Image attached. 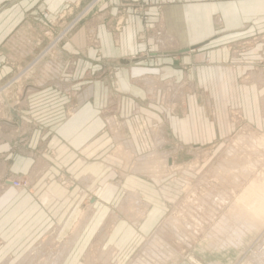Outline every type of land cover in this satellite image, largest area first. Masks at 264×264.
<instances>
[{
	"label": "crops",
	"instance_id": "obj_1",
	"mask_svg": "<svg viewBox=\"0 0 264 264\" xmlns=\"http://www.w3.org/2000/svg\"><path fill=\"white\" fill-rule=\"evenodd\" d=\"M92 1L0 0V87H4L0 94L6 96L9 81L18 84L37 61L13 77L19 65L10 61L13 49L30 44L19 31L44 30L49 21L72 12L78 14V27L58 45L69 66L56 77L67 82L74 77L77 82L70 92L81 93L73 108L72 99L51 86L23 90L16 109L17 101L11 105L7 98L1 99L2 112L20 111L15 122L5 121L25 128L15 139L25 134L29 153L38 149L37 158L16 149L10 154V140L0 141L2 175L51 177L62 170L101 181L105 169L120 164L115 143L125 144L127 138L137 152H165L173 164L178 153H167L168 144L187 148L230 137L234 128L228 108L239 110L244 128L264 135V0H170L163 6L159 3L167 0H95L86 8ZM147 48L151 52L140 56ZM85 81L90 86L80 88L87 85ZM168 83L173 84L170 90ZM20 86L9 95L19 94ZM168 94L180 97L174 107L166 108L160 99ZM107 112L111 116L104 119ZM116 126L126 131H112ZM149 128L157 131L159 139H152ZM142 184L135 178L124 182L135 191H144ZM47 189L54 201H65L70 192L55 182ZM74 216L69 211L59 222L62 226L76 223ZM118 225L106 240L115 231L138 234L128 225L117 231ZM151 226L152 219L146 218L140 229L148 232Z\"/></svg>",
	"mask_w": 264,
	"mask_h": 264
},
{
	"label": "rangeland",
	"instance_id": "obj_2",
	"mask_svg": "<svg viewBox=\"0 0 264 264\" xmlns=\"http://www.w3.org/2000/svg\"><path fill=\"white\" fill-rule=\"evenodd\" d=\"M170 2L167 0L159 6ZM93 3L95 0L86 8ZM69 11L70 8L66 10ZM74 14L49 21L44 30L19 31L30 44L25 42L13 49L14 58L10 61L19 64L14 67L13 77L37 61L34 69L28 70L18 84L9 81L6 96L0 94V108L2 98H7L11 105L17 101L13 107L16 109L26 91L49 86L60 89L72 99V108L78 106L81 93L70 92L77 80L71 76L67 82L56 77L69 66L64 64L67 59L62 57L58 45L78 27V14ZM148 52L151 49H144L139 55ZM105 70L109 69L105 67ZM20 83L22 93L9 95ZM85 83L87 85L81 84L80 88L90 86L89 81ZM172 86V83L167 84L169 90ZM160 99L170 108L180 97L168 94ZM19 112L14 110L10 115L0 110V141L10 140V154L14 149L16 153L30 154L26 135L15 139L16 134L25 133V128L5 125L7 119L15 122ZM110 116L109 112L104 113V119ZM112 116L117 124L122 123L117 115ZM227 117L234 130L223 141L187 148L168 144L167 153H178L173 164L169 163L170 156L165 152L155 149L137 152L131 138L125 139V144L117 141L114 155L120 164L105 169L101 181L97 182L62 170L51 177L2 175L0 159V264H28L31 260L32 264H46L48 254L70 238L83 215L87 217L86 223L63 264H264V218L258 220L251 214L258 209L259 202L264 201V135L244 128L242 115L236 108H228ZM111 130L120 132L126 128L116 126ZM148 131L153 140L159 139L155 129ZM108 149L109 145L105 147L106 151ZM37 151L31 150L36 158ZM130 178L143 183L144 191L151 197L139 189L125 187V180ZM52 182L70 191L65 201L52 199L47 189ZM217 196L223 201L215 200ZM72 210L76 223L62 226L59 221ZM143 211L144 219H152L148 232L140 229L144 222ZM117 223V231L128 225L138 234L115 231L106 240ZM110 253L112 257L108 258Z\"/></svg>",
	"mask_w": 264,
	"mask_h": 264
},
{
	"label": "bare ground",
	"instance_id": "obj_3",
	"mask_svg": "<svg viewBox=\"0 0 264 264\" xmlns=\"http://www.w3.org/2000/svg\"><path fill=\"white\" fill-rule=\"evenodd\" d=\"M215 200L219 201V200H222V199H220L219 196H217L215 198ZM255 200H257V199H255ZM258 200H260V199L258 198ZM257 207H258V209L255 210V211H252L251 214L253 215L254 218H258V220H262L261 218H264V201L263 202L260 201ZM144 211H143V214L141 215V218L143 217V219H144V213H145ZM252 215H251V217H252ZM86 220H87V217L84 215L81 218L80 223L77 224L74 227V229L72 230L70 238H68L65 242H63V244L54 253H50V254L47 253L48 254L47 260L48 261L47 260L45 261L46 264H63V262L67 258V255H69L72 247L76 244L78 236H79L81 230L83 229ZM258 220H256V221H258ZM245 222L247 223V221H245ZM249 222L251 223L252 221H249ZM40 249H41V247H40ZM39 257L41 258V255ZM111 257H112V254L110 253L108 255V258H111ZM49 259H50V261H49ZM31 261H33V260H31ZM31 261H29L28 264H32ZM40 264H43V263H40ZM136 264H140V263H136Z\"/></svg>",
	"mask_w": 264,
	"mask_h": 264
}]
</instances>
